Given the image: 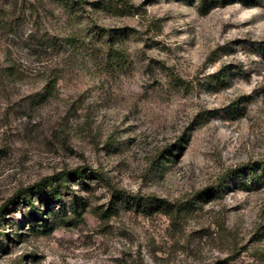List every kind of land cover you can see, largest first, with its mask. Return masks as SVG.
<instances>
[{
	"label": "rangeland",
	"instance_id": "obj_1",
	"mask_svg": "<svg viewBox=\"0 0 264 264\" xmlns=\"http://www.w3.org/2000/svg\"><path fill=\"white\" fill-rule=\"evenodd\" d=\"M9 63L0 264H264V0H0Z\"/></svg>",
	"mask_w": 264,
	"mask_h": 264
},
{
	"label": "trees",
	"instance_id": "obj_2",
	"mask_svg": "<svg viewBox=\"0 0 264 264\" xmlns=\"http://www.w3.org/2000/svg\"><path fill=\"white\" fill-rule=\"evenodd\" d=\"M199 2H200V5H201L204 9L209 10V9L212 8L213 6H217V5H226V4H229V3H231V2H247V0H199ZM51 47L53 48V46H51ZM17 69H18V67H17L14 63H9V65L6 66V67H0V78H3V77H13V76H15L16 73H17ZM176 148L180 150V149H181V146H177ZM161 158H164V156L161 157ZM72 173L75 174L79 179H83V176H81L80 173H78V171H74V172H72ZM42 186L44 187L45 184H44V183H40V184L38 185V188H41ZM55 194H56V195H55L56 198L58 199V198H59V197H58L59 194H58L57 192H56ZM25 195H26V194L24 193V194H23V197H24ZM142 201H143V200L139 198V199L137 200V204H138V205L142 204ZM151 203H152V205H153L155 202L151 201V202L148 203V204L151 205ZM156 203H157V201H156ZM152 205H151V206H152ZM147 206H148V205H147ZM157 206H159V205H157ZM150 208H151V207H150ZM167 208H169V207H167ZM110 210H111V208H109L107 211H105L104 214L109 213ZM77 213H78V207H77V205H76V207L74 208V214H77ZM34 214L36 215V222H41L43 225L47 226V221H46V219L41 215L40 209L36 208ZM65 218H67V215H65L64 217H63V216L58 217V220H59V222H64Z\"/></svg>",
	"mask_w": 264,
	"mask_h": 264
}]
</instances>
